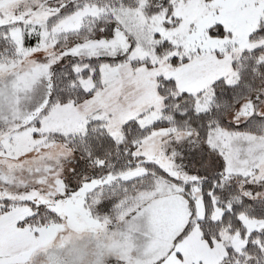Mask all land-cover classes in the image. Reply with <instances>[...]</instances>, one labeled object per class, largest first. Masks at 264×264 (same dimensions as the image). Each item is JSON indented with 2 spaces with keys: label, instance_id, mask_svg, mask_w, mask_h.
Listing matches in <instances>:
<instances>
[{
  "label": "snow or ice",
  "instance_id": "snow-or-ice-1",
  "mask_svg": "<svg viewBox=\"0 0 264 264\" xmlns=\"http://www.w3.org/2000/svg\"><path fill=\"white\" fill-rule=\"evenodd\" d=\"M0 264H264V0H0Z\"/></svg>",
  "mask_w": 264,
  "mask_h": 264
}]
</instances>
